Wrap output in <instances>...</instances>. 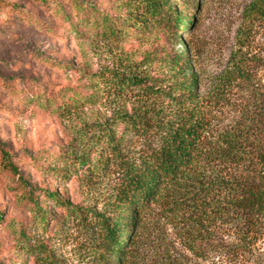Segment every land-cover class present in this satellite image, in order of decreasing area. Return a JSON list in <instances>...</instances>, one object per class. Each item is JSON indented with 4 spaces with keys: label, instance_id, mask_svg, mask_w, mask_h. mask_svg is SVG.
I'll return each instance as SVG.
<instances>
[{
    "label": "rangeland",
    "instance_id": "obj_1",
    "mask_svg": "<svg viewBox=\"0 0 264 264\" xmlns=\"http://www.w3.org/2000/svg\"><path fill=\"white\" fill-rule=\"evenodd\" d=\"M80 1L96 6L99 22L110 15L117 28L123 19L119 34H102L93 15L70 27L57 20L50 4L0 0V80L9 79L18 89L9 92L0 81V147L14 157L29 186L42 191L37 202L52 216L40 218L17 176L12 179L0 166V264H103L94 222L102 213H114L110 202L119 164L140 165L155 146L152 135L167 123H199L206 152L229 137L264 148V19L253 10H264V0H201L188 32L150 21L138 25L139 0ZM189 5L187 16L194 0ZM70 8L84 13L72 3ZM179 35L189 42L195 96L179 97L178 104L163 95L146 99L111 88L107 80L120 71L147 78L176 98L181 72L171 55L174 47L184 49ZM125 115L139 121L145 134L123 132L126 141L115 157L104 139L95 142L107 129L117 136L126 130ZM64 147V156H56ZM201 169L209 179L224 173L222 165ZM44 190L68 205L52 203ZM169 196L142 212L132 235L136 264H159L155 248L184 255L174 230L181 205ZM187 254L188 264H209ZM245 264H264V240Z\"/></svg>",
    "mask_w": 264,
    "mask_h": 264
},
{
    "label": "trees",
    "instance_id": "obj_2",
    "mask_svg": "<svg viewBox=\"0 0 264 264\" xmlns=\"http://www.w3.org/2000/svg\"><path fill=\"white\" fill-rule=\"evenodd\" d=\"M37 1L43 5H52L57 12V20L70 27L76 22L87 21V17L93 15L97 20L94 25H101L102 34L107 37H116L121 23H124L122 19L116 23L117 28L114 27V18L110 15H103L100 23L96 6L80 0ZM139 1L143 3V10L140 12V20H137L138 25L150 21L155 25L163 23L169 28L173 26L175 30L181 28L188 32L197 18L201 0H194L190 16H187V11L191 0ZM71 3L77 8H83L84 13L80 15L76 8H70ZM253 10L257 12L256 18L264 19L261 6ZM74 30L79 31V28L75 26ZM178 38L184 49L174 47V54L171 55L181 72L180 79L175 82L180 92L176 98L172 97V93L163 92L149 84L147 78L137 75L124 77L118 75L120 71L107 80L111 88L120 94L131 92L146 99L163 95L164 101L178 104L182 103L179 97L195 96L198 80L189 64V42L181 35ZM0 81L9 92H18L9 79ZM123 120L126 130L122 129L117 136L115 131L107 129L101 136L98 135L95 142L104 139L115 157L121 154V144L126 141L124 133L130 132L132 136L145 134L144 129H139V121L132 120L130 115H125ZM200 126L199 123L189 122L175 125L167 123L157 135H152L156 138L155 146L146 153L140 165L119 164V183L110 202L114 213L111 216L102 213L94 222V230L103 250V264H136L132 235L142 212L155 199H166L169 195L174 196L171 198L173 204L181 205L182 213L178 219H174V230L179 234L184 255L170 248L162 251L155 248V257L161 259L159 264H188L187 252L196 259H208L209 264H245L253 260L257 245L264 240V148L255 141L251 143L242 137H229L218 148L206 152L201 145ZM0 148V166L3 171L5 169L12 179L17 176V186L24 188L27 201L34 204L40 218L46 221L47 217H52L51 211H43L37 202L42 191L29 186V180L19 173L14 157L3 147ZM65 153L66 147L59 150L56 156H64ZM79 162L84 164L85 161L80 159ZM204 164L222 165L224 173L209 179L201 169ZM43 192L52 203L60 207L68 205L64 204V199L56 192ZM76 211L81 212L82 209L77 207Z\"/></svg>",
    "mask_w": 264,
    "mask_h": 264
}]
</instances>
